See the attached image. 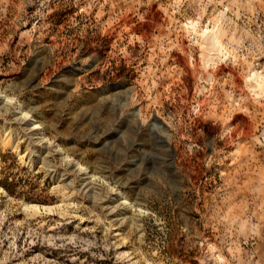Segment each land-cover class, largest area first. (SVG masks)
<instances>
[{"label": "rangeland", "instance_id": "374dc122", "mask_svg": "<svg viewBox=\"0 0 264 264\" xmlns=\"http://www.w3.org/2000/svg\"><path fill=\"white\" fill-rule=\"evenodd\" d=\"M255 75L264 0H0V264H264Z\"/></svg>", "mask_w": 264, "mask_h": 264}, {"label": "bare ground", "instance_id": "6f19581e", "mask_svg": "<svg viewBox=\"0 0 264 264\" xmlns=\"http://www.w3.org/2000/svg\"><path fill=\"white\" fill-rule=\"evenodd\" d=\"M218 38H219L218 35H214V41H216V43L218 42ZM255 80H257L258 86L260 87L261 91L264 92V78H263V76L255 75Z\"/></svg>", "mask_w": 264, "mask_h": 264}, {"label": "built area", "instance_id": "2783aa9c", "mask_svg": "<svg viewBox=\"0 0 264 264\" xmlns=\"http://www.w3.org/2000/svg\"><path fill=\"white\" fill-rule=\"evenodd\" d=\"M258 139L260 142L264 144V125L261 126V129L259 131Z\"/></svg>", "mask_w": 264, "mask_h": 264}]
</instances>
